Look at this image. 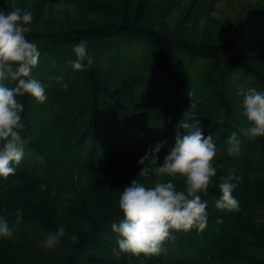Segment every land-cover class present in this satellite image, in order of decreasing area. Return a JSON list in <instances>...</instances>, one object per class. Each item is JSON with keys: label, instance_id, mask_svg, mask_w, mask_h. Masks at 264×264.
Listing matches in <instances>:
<instances>
[{"label": "trees", "instance_id": "16d2710c", "mask_svg": "<svg viewBox=\"0 0 264 264\" xmlns=\"http://www.w3.org/2000/svg\"><path fill=\"white\" fill-rule=\"evenodd\" d=\"M60 1L73 4L78 20L41 24L47 7ZM220 1L192 0L180 17L192 32L181 34L164 24L182 0H0V9L33 13L25 35L37 45L32 76L47 96L44 103L17 97L25 154L13 165L15 175L0 177V215L12 229L0 236V264H264V137L243 136L248 121L238 94L264 91V0L219 32L198 35ZM83 14L93 20L83 24ZM82 39L94 63L74 71L73 46ZM198 89L207 91L201 102ZM185 112L216 147L217 174L201 193L207 225L202 232L171 230L174 239L158 255L117 254L111 224L124 218L118 199L125 186L171 179L178 190L185 187L179 176H139L148 148L163 140L171 146L184 131L178 124ZM232 133L238 143L228 142ZM168 146L157 154L161 165ZM233 168L241 178L232 181L239 211L219 210L217 185ZM16 209H23L19 222ZM61 225L66 235L44 247Z\"/></svg>", "mask_w": 264, "mask_h": 264}, {"label": "clouds", "instance_id": "9594fccd", "mask_svg": "<svg viewBox=\"0 0 264 264\" xmlns=\"http://www.w3.org/2000/svg\"><path fill=\"white\" fill-rule=\"evenodd\" d=\"M10 8V11L0 9V177L5 180L15 175L13 165H19L25 154L26 141L22 132L26 126L21 115L24 105L17 97L28 94L38 103L47 100L44 85L32 76L40 55L37 45L25 35L29 31L27 25L34 18L33 13L15 5ZM73 51L77 57L70 61L74 71H83L93 65L86 40L75 44ZM57 80L62 81L63 77H57ZM62 87L67 89L68 85L64 83ZM238 94L242 96V115L248 121V126L242 129L243 136L248 140L264 137V91L249 88L239 90ZM186 115L185 112L178 124V129L184 131L176 132L174 144L168 146L167 140L158 141L139 159L143 165L139 176L148 177L152 172L157 176H179L184 179L185 187L178 190L171 179L157 180L152 186L133 179L125 186L118 199L124 218L111 224L119 236L117 254L158 255L164 242L174 239L171 230L188 232L195 228L202 232L207 225V202L202 200L201 193L208 194L217 174L216 147L212 136L204 135L200 122L189 123ZM228 142L238 143L236 133H232ZM166 146L168 152L161 165L157 154ZM235 172L233 168L227 176L220 177L217 187L221 195L215 201L219 210L239 211V201L233 196L237 184L232 181L241 178L235 176ZM22 213L23 209H16L17 222L22 219ZM11 235L7 219L0 215V236ZM65 235L64 226H59L43 241L44 247H54ZM70 239L75 241L78 237L73 234Z\"/></svg>", "mask_w": 264, "mask_h": 264}, {"label": "rangeland", "instance_id": "374dc122", "mask_svg": "<svg viewBox=\"0 0 264 264\" xmlns=\"http://www.w3.org/2000/svg\"><path fill=\"white\" fill-rule=\"evenodd\" d=\"M191 1L192 0H182V8L176 10L164 24L167 32L187 34L186 32H189V29L191 30L190 33L192 32V28L189 23H180V17L183 12V8L187 7ZM261 1L263 0H221L217 4L216 12L209 19H206L204 22H202L195 32H197L200 36H206L219 32L221 29H223L226 23L235 20V18L241 15L248 7ZM74 10L73 4L60 1L48 6L46 12L43 14L42 20L39 22H41V24H54L56 26L65 24L68 21L72 23L76 22L78 20L79 14H76ZM91 20H93L91 15H84L83 24ZM80 77L81 80H83V75H80ZM129 91L131 98H133L134 91ZM197 93L198 100L200 102L203 100V95H207V91L205 90L201 91L198 89Z\"/></svg>", "mask_w": 264, "mask_h": 264}]
</instances>
